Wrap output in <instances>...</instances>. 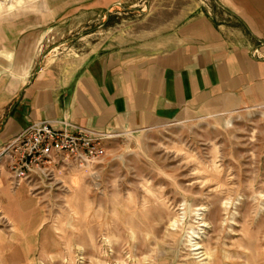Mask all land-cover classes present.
I'll list each match as a JSON object with an SVG mask.
<instances>
[{"label": "rangeland", "instance_id": "1", "mask_svg": "<svg viewBox=\"0 0 264 264\" xmlns=\"http://www.w3.org/2000/svg\"><path fill=\"white\" fill-rule=\"evenodd\" d=\"M211 3L0 0V19H40L51 28L45 48L70 68L101 52L158 51ZM99 131V162L60 164L26 183L30 217L7 218L0 199V264H264V106Z\"/></svg>", "mask_w": 264, "mask_h": 264}, {"label": "crops", "instance_id": "2", "mask_svg": "<svg viewBox=\"0 0 264 264\" xmlns=\"http://www.w3.org/2000/svg\"><path fill=\"white\" fill-rule=\"evenodd\" d=\"M31 17L0 19V151L40 120L136 130L264 106V0H212L172 27L158 51L101 52L70 68L45 48L51 28ZM9 176L0 169V199L18 223L36 201Z\"/></svg>", "mask_w": 264, "mask_h": 264}, {"label": "built area", "instance_id": "3", "mask_svg": "<svg viewBox=\"0 0 264 264\" xmlns=\"http://www.w3.org/2000/svg\"><path fill=\"white\" fill-rule=\"evenodd\" d=\"M107 134L68 119L40 120L21 129L1 150L10 164L12 186L42 179L52 167L73 163L88 167L105 155Z\"/></svg>", "mask_w": 264, "mask_h": 264}]
</instances>
